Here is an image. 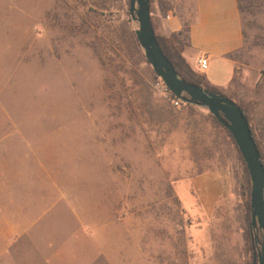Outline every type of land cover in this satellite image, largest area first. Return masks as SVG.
Here are the masks:
<instances>
[{
    "label": "rangeland",
    "instance_id": "1",
    "mask_svg": "<svg viewBox=\"0 0 264 264\" xmlns=\"http://www.w3.org/2000/svg\"><path fill=\"white\" fill-rule=\"evenodd\" d=\"M240 1L225 93L264 155V0ZM128 8L0 0V264H257L236 147L206 108L154 89ZM150 15L155 34L185 43L168 22L189 21L194 0H151ZM17 207L36 242L4 234Z\"/></svg>",
    "mask_w": 264,
    "mask_h": 264
},
{
    "label": "water",
    "instance_id": "2",
    "mask_svg": "<svg viewBox=\"0 0 264 264\" xmlns=\"http://www.w3.org/2000/svg\"><path fill=\"white\" fill-rule=\"evenodd\" d=\"M128 13L138 23L136 40L144 52L146 62L155 76L168 90L186 104L204 107L229 132L246 166L250 183V227L261 233L254 241L257 264H264V165L252 136L247 117L241 108L228 97L204 90L178 77L170 61L162 53L151 23L150 0H130Z\"/></svg>",
    "mask_w": 264,
    "mask_h": 264
},
{
    "label": "crops",
    "instance_id": "3",
    "mask_svg": "<svg viewBox=\"0 0 264 264\" xmlns=\"http://www.w3.org/2000/svg\"><path fill=\"white\" fill-rule=\"evenodd\" d=\"M171 18V17H170ZM169 28L177 32L182 26H188V53L185 54L189 64L196 67L199 56L208 59L205 71H199L205 83L223 94L228 90L237 72L235 56L244 46V33L241 14L237 0H194V15L189 21L175 17L169 19ZM10 210V209H9ZM25 209L17 207L9 211L7 236L15 238L29 235L33 242L40 234L31 236L36 220L26 217ZM3 229L1 233H3ZM47 238V236H46Z\"/></svg>",
    "mask_w": 264,
    "mask_h": 264
},
{
    "label": "trees",
    "instance_id": "4",
    "mask_svg": "<svg viewBox=\"0 0 264 264\" xmlns=\"http://www.w3.org/2000/svg\"><path fill=\"white\" fill-rule=\"evenodd\" d=\"M130 1V0H129ZM151 2V0H150ZM238 3V8L240 11V14H242V10H243V6L241 4L240 0H237ZM152 23V20H151ZM153 27V24H152ZM154 29V28H153ZM186 31V42L182 43L180 42L175 34H172L170 36V38H164V37H160L157 34L156 35V39L157 42L160 46V49L162 51V53L167 57V59L170 61V63L172 64L173 68L175 69L177 75L179 78H181L182 80L186 81L187 83L190 84H194L204 90H209L211 92H214L216 94H219L223 97H227L225 94H223L222 92H220L219 90L212 88L210 86H208L205 81H204V77L201 73H197L195 72L190 65L186 62L185 58L182 56V50L184 47H189V42H188V26H186L185 28ZM155 32V31H154ZM178 34H181V32H178ZM132 37L134 39V43L136 44V46H138L137 40L135 39L134 35L132 34ZM155 78L157 79V77L155 76ZM229 99H231L230 97H228ZM232 100V99H231ZM234 101V100H233ZM240 108L241 110L244 112L245 116L248 119V116L246 114V111L244 108H242V106L240 104H238L236 101H234ZM212 119L216 122V124H218L219 126H221L229 135V137L231 138L234 146L235 142L232 139L231 135L229 134V132L211 115ZM249 122V120H248ZM250 125V124H249ZM251 132H252V136L254 138V141L258 147V150L260 152L261 155V159L263 161V165H264V155L262 153V150L260 149V146L254 136L253 130L250 127ZM237 149V147H236ZM238 151V149H237ZM239 153V151H238ZM239 158L240 161L242 162L243 165V169H244V178H245V195H246V200H245V216H246V231H245V235L246 238L248 240L249 243V248H250V252L253 253V255H255V245H254V241H253V237L255 234H257V232H255L253 229H251L250 227V221H251V211H250V190H251V183H250V178L246 169V166L244 164V161L239 153ZM255 258V257H253ZM252 264V262H251Z\"/></svg>",
    "mask_w": 264,
    "mask_h": 264
},
{
    "label": "built area",
    "instance_id": "5",
    "mask_svg": "<svg viewBox=\"0 0 264 264\" xmlns=\"http://www.w3.org/2000/svg\"><path fill=\"white\" fill-rule=\"evenodd\" d=\"M195 65L197 67L198 71H205L208 67V59L205 56H199L196 59ZM154 89L158 91L165 99L170 101L172 105L176 107H180L182 105H185L181 99L176 98L165 86V84L162 82L160 78H157L154 84Z\"/></svg>",
    "mask_w": 264,
    "mask_h": 264
}]
</instances>
